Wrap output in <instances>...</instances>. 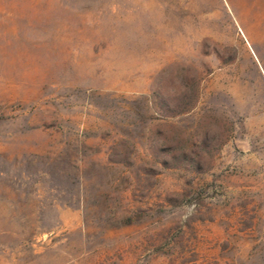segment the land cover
<instances>
[{
	"label": "rangeland",
	"instance_id": "1",
	"mask_svg": "<svg viewBox=\"0 0 264 264\" xmlns=\"http://www.w3.org/2000/svg\"><path fill=\"white\" fill-rule=\"evenodd\" d=\"M0 264H264V0H0Z\"/></svg>",
	"mask_w": 264,
	"mask_h": 264
}]
</instances>
